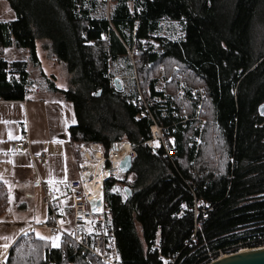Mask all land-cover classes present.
Returning <instances> with one entry per match:
<instances>
[{"label": "trees", "instance_id": "1", "mask_svg": "<svg viewBox=\"0 0 264 264\" xmlns=\"http://www.w3.org/2000/svg\"><path fill=\"white\" fill-rule=\"evenodd\" d=\"M15 13L0 22V55L37 44L62 64L67 90H47L71 104L69 127L79 142L127 141L131 169L104 184L122 264H203L222 254L264 244V0H7ZM182 26L174 41L157 35L161 21ZM132 54V59L129 54ZM133 61L140 90L161 126L172 112L194 115L196 88L205 91L201 119L171 134L172 160L148 148L150 122L125 91L133 74L109 84L110 68ZM166 70L160 72V66ZM180 74L183 99L177 98ZM125 78V79H126ZM133 80V79H132ZM31 83L25 61L0 57V100L21 101ZM168 114V118L162 115ZM199 137L200 142L194 139ZM128 187L129 197L111 192ZM0 185V212L6 205ZM20 236L2 264H84L73 247Z\"/></svg>", "mask_w": 264, "mask_h": 264}, {"label": "crops", "instance_id": "2", "mask_svg": "<svg viewBox=\"0 0 264 264\" xmlns=\"http://www.w3.org/2000/svg\"><path fill=\"white\" fill-rule=\"evenodd\" d=\"M14 19L7 0H0V22ZM0 57L7 61L4 54ZM69 105L62 94L38 87L32 79L23 100H0V185L6 194L0 212V220H6L0 221V264L17 238L34 236L36 229H29L46 220L42 183L77 177V151L69 134L75 120L71 121ZM24 134L28 147L18 151L15 143ZM36 153H44L46 160L33 161L31 155Z\"/></svg>", "mask_w": 264, "mask_h": 264}, {"label": "built area", "instance_id": "3", "mask_svg": "<svg viewBox=\"0 0 264 264\" xmlns=\"http://www.w3.org/2000/svg\"><path fill=\"white\" fill-rule=\"evenodd\" d=\"M129 56L131 58L132 54L130 53ZM176 79L178 81L177 98L182 100L185 83L180 74L176 75ZM133 80H136V76H133ZM109 84L113 86L112 79L109 80ZM192 95L196 101L194 115L190 116L183 111L182 115L177 116L176 112H172L170 118L178 120L161 126L149 110L139 85L136 86L133 101L143 108V115L151 124L149 127L150 138L143 142V145L162 150L163 155L172 160L175 144L171 134L179 126L184 128L188 122L193 120L198 121L196 129L199 131L204 124L201 114L206 99L205 91L203 88H196ZM162 115L166 118L169 117L166 112H163ZM194 141L199 143V137H196ZM27 147V136L24 134L22 140L15 143V148L22 151ZM77 150V177L68 182L42 183L44 201L48 210L47 218L43 223L32 226L29 232H32L33 229H41L47 231L51 237L58 235L59 244L66 243L68 246H73L85 258L84 264H122L116 246L114 224L109 216L110 208L104 200V184L108 180L119 179L121 175L119 164L127 155L131 159L135 157V147L127 141L113 142L108 148L101 143L86 142L79 144ZM46 158L44 153L31 155V159L35 162L44 161ZM96 168L101 173V179L94 171ZM88 182L92 187L87 186ZM111 192L121 193L125 197L123 189L116 185L112 186ZM26 237L29 240V235ZM262 247L264 244L240 250ZM225 255L220 253L217 258ZM170 264H174V262Z\"/></svg>", "mask_w": 264, "mask_h": 264}, {"label": "rangeland", "instance_id": "4", "mask_svg": "<svg viewBox=\"0 0 264 264\" xmlns=\"http://www.w3.org/2000/svg\"><path fill=\"white\" fill-rule=\"evenodd\" d=\"M157 35L161 37L168 38L170 40H180L183 37V32H182V26L176 22H171V21H161L159 23V28L157 31ZM45 44L42 41H38L37 44V59H38V65L34 64L31 60H29L28 52L27 50H22V49H16L14 47H10L9 49H6L5 53L2 52V55L4 54L5 59H7L8 62H13V61H25L27 63V70L30 74V78L33 80V83L36 86H40L42 88H45L47 86L46 80L44 79L43 75L41 72H43L45 78L49 79L50 82L54 83V85L61 89V90H67L69 87V77L67 72L65 71V68L62 64L58 63L54 58L46 51L41 50L42 45ZM133 61L131 62V68L128 67V64L126 61L119 60L117 63L113 64L110 68L112 74L115 76L119 77L118 75L121 74H130L132 73L133 76H136V80H132L133 77L131 78H123V81L126 80V88L125 91H130L133 93L135 91V87L137 85H140V80L137 77L136 69L135 66H133ZM167 66L161 65L160 72H163V70H166ZM134 68V70H133ZM59 85V87H58ZM69 103V102H68ZM70 104V103H69ZM71 104L68 106L70 107ZM72 122H74V115L72 113ZM86 143V142H79L78 144L75 145L76 151H77V157H78V150L77 146L79 144ZM122 177V174L119 176V179ZM117 187V186H116ZM121 195V193L119 194ZM123 199L125 197L121 195ZM26 217V216H25ZM24 218V217H23ZM22 218V219H23ZM21 219H19L20 221ZM0 221H6L5 218L3 217ZM27 232V231H26ZM34 236L40 238L41 236L43 237H51L49 233L45 230L41 229H36L34 231ZM45 240V239H44ZM50 241V240H47ZM51 242V241H50ZM58 245L59 242L57 241ZM52 245V242H51ZM59 247V246H58Z\"/></svg>", "mask_w": 264, "mask_h": 264}, {"label": "water", "instance_id": "5", "mask_svg": "<svg viewBox=\"0 0 264 264\" xmlns=\"http://www.w3.org/2000/svg\"><path fill=\"white\" fill-rule=\"evenodd\" d=\"M113 87L120 91L122 89V81L120 77L112 78ZM264 102L258 107L260 116H264ZM132 159L130 156H125L119 164V171L122 175L128 173L131 169ZM125 197L131 195L128 187H123ZM207 264H264V247L240 250L235 253L226 254L221 258L212 260Z\"/></svg>", "mask_w": 264, "mask_h": 264}, {"label": "snow or ice", "instance_id": "6", "mask_svg": "<svg viewBox=\"0 0 264 264\" xmlns=\"http://www.w3.org/2000/svg\"><path fill=\"white\" fill-rule=\"evenodd\" d=\"M58 87H59V85H58ZM262 108H264V106H262ZM40 238L41 239H45V240H50L52 242V246L53 247H58L59 246L58 243H57V241L59 240V236L58 235L56 237H43V236H41Z\"/></svg>", "mask_w": 264, "mask_h": 264}, {"label": "bare ground", "instance_id": "7", "mask_svg": "<svg viewBox=\"0 0 264 264\" xmlns=\"http://www.w3.org/2000/svg\"><path fill=\"white\" fill-rule=\"evenodd\" d=\"M94 171H95V173L97 174V177H99V178L101 179L102 176L100 175L101 173H100L99 169L96 168V170H94ZM87 186H88V187H92V185H91L90 182L87 183ZM91 190H94V189L91 188Z\"/></svg>", "mask_w": 264, "mask_h": 264}]
</instances>
